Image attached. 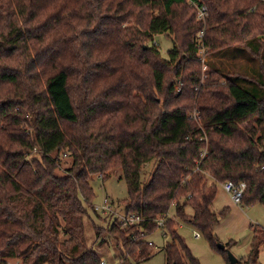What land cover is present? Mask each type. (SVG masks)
I'll return each mask as SVG.
<instances>
[{
	"label": "trees",
	"instance_id": "16d2710c",
	"mask_svg": "<svg viewBox=\"0 0 264 264\" xmlns=\"http://www.w3.org/2000/svg\"><path fill=\"white\" fill-rule=\"evenodd\" d=\"M190 4L208 8L204 22ZM263 167L264 0H0V264H102L84 219L98 213L92 178L116 170L125 214L142 219L109 227L121 264L149 260L160 228L167 264H201L178 220L231 264L218 185L245 182L241 205H264ZM252 229L236 264H259L264 227Z\"/></svg>",
	"mask_w": 264,
	"mask_h": 264
},
{
	"label": "rangeland",
	"instance_id": "374dc122",
	"mask_svg": "<svg viewBox=\"0 0 264 264\" xmlns=\"http://www.w3.org/2000/svg\"><path fill=\"white\" fill-rule=\"evenodd\" d=\"M8 1L11 2V0ZM33 1L38 2L41 0ZM191 6L197 11V8L193 4ZM15 8L19 14H23L25 11V8L21 6L20 3ZM257 35L262 36L261 31L257 32ZM153 43H157L156 45L160 46V50L165 56H167L168 51L173 47L172 40L165 35L155 36ZM206 69L207 68L204 66L203 71H206ZM155 164L156 163L152 162L143 167L142 177L145 180L150 178V174L155 168ZM64 169L65 166H63L62 171H64ZM91 184L96 196L93 202L94 208L102 205L104 199L107 198L113 207V211L117 213V216L113 215V218L108 219V215L99 212L96 213L94 210H91V208H88L89 213L84 219L87 244L100 256L103 263L121 264L118 257L119 250L116 241L111 237L108 230L117 217L119 218L126 213L124 200L128 197V190L123 178V172L122 170L114 171L111 178L107 181H103L100 177L95 176L92 178ZM210 185L211 181L207 183L206 190ZM226 208L229 210L228 215L225 218L220 219V223L215 228V234L220 241L218 245L223 244L226 247V245L230 244L226 249L227 255L228 252H230L237 259L242 260L249 255L251 249L253 237L252 226L260 225L264 227V205H236L233 203L229 193L224 190L223 185H218V194L212 205V209L216 213H219ZM187 212L193 213L191 205L187 208ZM171 214L173 216L175 215V209H172ZM178 222V233L184 239L186 245L192 251L194 256L200 260L201 264H228L226 255L213 248L207 238L200 231L187 222L181 220H178ZM95 224L103 228V234L100 239H97L96 237ZM197 233L200 234L199 238H197ZM148 241L154 246V255L149 260L141 263L126 260L124 264H167L164 248L171 241V237L169 235H164V230L160 228L148 237ZM259 251V264H264V243L260 246ZM8 264L23 263L19 260L13 259L9 260Z\"/></svg>",
	"mask_w": 264,
	"mask_h": 264
},
{
	"label": "built area",
	"instance_id": "2783aa9c",
	"mask_svg": "<svg viewBox=\"0 0 264 264\" xmlns=\"http://www.w3.org/2000/svg\"><path fill=\"white\" fill-rule=\"evenodd\" d=\"M194 6L197 8L198 20L204 22L208 17V8L205 5L200 6L198 4H194ZM204 35H205V30H202L197 35V39L201 46L200 47V55H201L200 60L202 61L203 64H205V61H206V57H205L206 49L204 48V45L202 44ZM262 169H264V167ZM208 175H211V173H208ZM223 188L227 193H229L233 203L236 205H240L244 197V193L247 189V184L245 182L235 184L232 181H228L223 184ZM95 210L99 213L106 214V215H109V214L116 215L117 214L113 211V207L111 206L110 201L107 198L104 199L102 205L96 206ZM119 220L124 227L129 226V225H134L142 221V219L139 216L134 215V214H130V215L124 214L119 217ZM163 224H164V221L160 219L158 221V226L162 227ZM199 237H200V234L197 233V238ZM150 244L152 245V243ZM102 264H106V263L104 262Z\"/></svg>",
	"mask_w": 264,
	"mask_h": 264
},
{
	"label": "water",
	"instance_id": "95a60500",
	"mask_svg": "<svg viewBox=\"0 0 264 264\" xmlns=\"http://www.w3.org/2000/svg\"><path fill=\"white\" fill-rule=\"evenodd\" d=\"M218 247H219V249H221V250H225V249H226L225 245H223V244H219ZM228 258H229V261H230L231 264H236V263H238V261H239V259H237V258H236L234 255H232V253H230V252H228Z\"/></svg>",
	"mask_w": 264,
	"mask_h": 264
},
{
	"label": "crops",
	"instance_id": "0c3cea01",
	"mask_svg": "<svg viewBox=\"0 0 264 264\" xmlns=\"http://www.w3.org/2000/svg\"><path fill=\"white\" fill-rule=\"evenodd\" d=\"M249 253H250V251H249ZM9 262V261H8Z\"/></svg>",
	"mask_w": 264,
	"mask_h": 264
}]
</instances>
